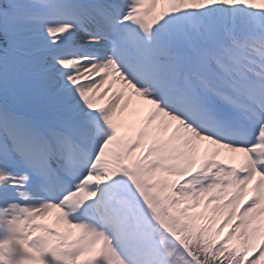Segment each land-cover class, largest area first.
Instances as JSON below:
<instances>
[{
    "label": "snow or ice",
    "instance_id": "obj_1",
    "mask_svg": "<svg viewBox=\"0 0 264 264\" xmlns=\"http://www.w3.org/2000/svg\"><path fill=\"white\" fill-rule=\"evenodd\" d=\"M0 264H264V0H0Z\"/></svg>",
    "mask_w": 264,
    "mask_h": 264
},
{
    "label": "bare ground",
    "instance_id": "obj_2",
    "mask_svg": "<svg viewBox=\"0 0 264 264\" xmlns=\"http://www.w3.org/2000/svg\"><path fill=\"white\" fill-rule=\"evenodd\" d=\"M203 150L201 151V156H203ZM232 163H239V160H235V161H232ZM55 216V213L52 214V216L49 217V222H51V220L54 218Z\"/></svg>",
    "mask_w": 264,
    "mask_h": 264
},
{
    "label": "rangeland",
    "instance_id": "obj_3",
    "mask_svg": "<svg viewBox=\"0 0 264 264\" xmlns=\"http://www.w3.org/2000/svg\"><path fill=\"white\" fill-rule=\"evenodd\" d=\"M195 211L199 212V211H203V209H196ZM225 231H227V229H225Z\"/></svg>",
    "mask_w": 264,
    "mask_h": 264
}]
</instances>
